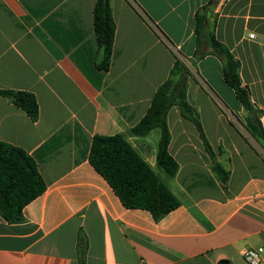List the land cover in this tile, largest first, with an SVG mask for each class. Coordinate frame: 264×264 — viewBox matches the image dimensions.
Returning a JSON list of instances; mask_svg holds the SVG:
<instances>
[{"label": "crops", "instance_id": "obj_1", "mask_svg": "<svg viewBox=\"0 0 264 264\" xmlns=\"http://www.w3.org/2000/svg\"><path fill=\"white\" fill-rule=\"evenodd\" d=\"M96 1L0 0V89L30 91L39 104L34 121L0 95V140L27 151L46 183L20 220L0 214V264H79L81 256L85 264H248L244 252L264 246V148L244 126L248 112L224 81L223 58L208 38L197 44L195 23L203 11L207 35L239 61L242 85L264 111V0H110L108 70L96 66ZM176 57L192 72L187 99L227 182L178 105L167 115L174 177L158 166L159 128L129 133ZM116 133L166 181L177 208L155 219L122 203L89 161L94 136Z\"/></svg>", "mask_w": 264, "mask_h": 264}, {"label": "trees", "instance_id": "obj_2", "mask_svg": "<svg viewBox=\"0 0 264 264\" xmlns=\"http://www.w3.org/2000/svg\"><path fill=\"white\" fill-rule=\"evenodd\" d=\"M196 13L195 33L197 44L202 37L208 38L214 51L224 60V81L234 90L239 103L248 112L245 118L246 130L264 148V126L261 116L264 111L253 106L248 89L242 85L240 63L230 50L214 36L207 35L206 14ZM94 30L98 45L96 66L108 70L111 65L116 24L110 0H97L94 6ZM192 74L187 64L176 57L168 78L157 88L151 104L142 119L130 128L134 136H145L152 129L159 128L158 166L171 178L178 172V163L169 152L171 133L167 115L170 108L178 105L182 114L197 127L207 151L213 159L212 169L227 182L229 171L214 158L198 110L187 99L188 77ZM0 95L22 108L32 120L39 117L36 95L26 90L0 89ZM89 161L109 182L122 203L128 208L148 210L158 219L180 205L169 185L141 157L122 133L94 136ZM46 189V183L34 158L23 148L0 140V214L7 221L20 220L24 207ZM79 264H85L80 257ZM218 264H234L229 259H220Z\"/></svg>", "mask_w": 264, "mask_h": 264}, {"label": "built area", "instance_id": "obj_3", "mask_svg": "<svg viewBox=\"0 0 264 264\" xmlns=\"http://www.w3.org/2000/svg\"><path fill=\"white\" fill-rule=\"evenodd\" d=\"M244 259L248 264H261L264 262V246L248 248L244 252Z\"/></svg>", "mask_w": 264, "mask_h": 264}, {"label": "rangeland", "instance_id": "obj_4", "mask_svg": "<svg viewBox=\"0 0 264 264\" xmlns=\"http://www.w3.org/2000/svg\"><path fill=\"white\" fill-rule=\"evenodd\" d=\"M232 101V100H231ZM229 106V105H228Z\"/></svg>", "mask_w": 264, "mask_h": 264}]
</instances>
